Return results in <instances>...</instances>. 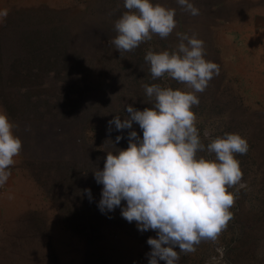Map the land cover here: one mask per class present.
<instances>
[{"label": "rangeland", "instance_id": "1", "mask_svg": "<svg viewBox=\"0 0 264 264\" xmlns=\"http://www.w3.org/2000/svg\"><path fill=\"white\" fill-rule=\"evenodd\" d=\"M123 2L0 0L8 10L0 23V109L22 141L0 187V264H148L146 241L156 232L138 231L119 207L102 213L93 172L107 152L127 148L129 131L142 137L136 123L107 131L115 115L127 118V104L152 107L142 85L189 90L167 75L153 80L144 60L149 48L175 51L177 32L203 40L205 59L220 68L192 108L202 143L210 142L207 129L213 138L238 133L249 146L235 157L245 187L228 189L233 218L218 243L179 253L177 264H206L217 247L225 250L220 264H264V0H190L198 16L177 0H151L175 9L173 33L119 53L111 40Z\"/></svg>", "mask_w": 264, "mask_h": 264}, {"label": "clouds", "instance_id": "2", "mask_svg": "<svg viewBox=\"0 0 264 264\" xmlns=\"http://www.w3.org/2000/svg\"><path fill=\"white\" fill-rule=\"evenodd\" d=\"M177 4L192 16L200 14L190 0H177ZM123 7L127 11L114 22L117 35L111 40L119 53L134 51L154 35L166 39L176 28L173 8L151 0H124ZM7 16V9L0 10V23ZM176 35L180 42L175 51L155 52L149 48L144 60L153 80L167 75L189 90L142 85L152 107L141 111L127 104V118L115 115L107 128L110 133L112 125L121 131L132 129L136 123L142 137L129 131L127 148L115 154L107 152L103 169L93 172L96 183L102 185L97 205L102 213L119 207L121 216L129 223L136 222L138 231L156 232V238L146 241L151 248L146 254L148 264H177L179 253H194L201 242L218 243L233 218L230 209L236 195L228 189L245 187L240 162L235 157L247 154V140L238 133L213 138L205 129L204 137L210 140L205 146L192 111L200 103L197 93H203L219 75V65L205 59L204 41L195 34ZM14 127L0 109V187L7 183L14 158L22 149ZM115 139L118 143L122 137ZM205 151L214 154V159L197 155ZM83 191L91 202L90 189ZM224 251L217 247L218 256H212L206 264H220Z\"/></svg>", "mask_w": 264, "mask_h": 264}]
</instances>
